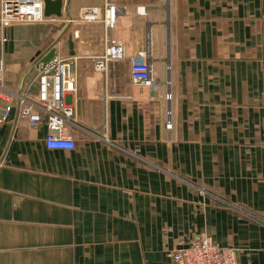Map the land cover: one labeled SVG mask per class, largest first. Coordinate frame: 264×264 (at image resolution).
Here are the masks:
<instances>
[{
  "label": "crops",
  "instance_id": "1",
  "mask_svg": "<svg viewBox=\"0 0 264 264\" xmlns=\"http://www.w3.org/2000/svg\"><path fill=\"white\" fill-rule=\"evenodd\" d=\"M111 5L126 60L104 74ZM66 7L53 24L0 20L9 89L29 90L52 46L78 77L73 150L48 149L46 120L32 128L18 102L5 117L0 99V264H173L201 234L264 264V0ZM141 52L154 91L131 79Z\"/></svg>",
  "mask_w": 264,
  "mask_h": 264
},
{
  "label": "built area",
  "instance_id": "2",
  "mask_svg": "<svg viewBox=\"0 0 264 264\" xmlns=\"http://www.w3.org/2000/svg\"><path fill=\"white\" fill-rule=\"evenodd\" d=\"M1 23L3 26L17 23L55 22L56 17L45 16L44 0H1ZM119 9L111 5L106 12L105 27L108 32L105 52L95 59V70L108 74L113 62L126 60L123 43L113 36ZM96 11L85 16L95 20ZM147 53L141 52L130 59V75L135 84L142 85L154 91L157 81L151 64L147 61ZM6 64L0 58V99L9 106L5 110L8 117L12 104L18 102L21 114L32 128H38L46 120L48 134L46 146L51 150H73L76 142L72 133L73 110L67 105L66 95L77 88L78 77L75 70V60L65 59L56 55L49 63L38 66V74L29 90L18 94L9 89L5 83ZM36 89V94L31 93ZM166 99L172 100V94L167 93ZM172 128V123L167 124ZM239 250L231 246H221L211 236L201 234L186 245H180L171 253L173 264H240Z\"/></svg>",
  "mask_w": 264,
  "mask_h": 264
},
{
  "label": "water",
  "instance_id": "3",
  "mask_svg": "<svg viewBox=\"0 0 264 264\" xmlns=\"http://www.w3.org/2000/svg\"><path fill=\"white\" fill-rule=\"evenodd\" d=\"M70 0H67V6ZM45 2V16L46 17H56L61 18L63 15L68 16L67 7L64 9V0H44ZM65 10V11H64ZM56 56V49L55 47H51L47 53L42 55V57L38 58L37 61L33 64L31 68L34 66L45 65L49 63L54 57ZM29 73V72H28ZM20 91L19 94H22Z\"/></svg>",
  "mask_w": 264,
  "mask_h": 264
},
{
  "label": "rangeland",
  "instance_id": "4",
  "mask_svg": "<svg viewBox=\"0 0 264 264\" xmlns=\"http://www.w3.org/2000/svg\"><path fill=\"white\" fill-rule=\"evenodd\" d=\"M43 23H47V22H43ZM50 23H52L53 24V22H50ZM112 64V63H111ZM165 85H166V83H165ZM168 86V85H167Z\"/></svg>",
  "mask_w": 264,
  "mask_h": 264
}]
</instances>
